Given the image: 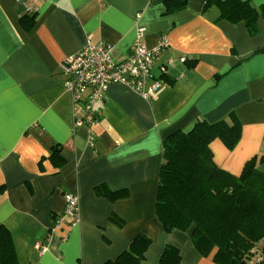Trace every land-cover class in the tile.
I'll use <instances>...</instances> for the list:
<instances>
[{"label": "crops", "instance_id": "obj_1", "mask_svg": "<svg viewBox=\"0 0 264 264\" xmlns=\"http://www.w3.org/2000/svg\"><path fill=\"white\" fill-rule=\"evenodd\" d=\"M207 1L169 10L166 0H0V225L19 264H111L138 234L151 239L146 264H159L167 244L180 249V264H218L196 249L189 230L168 232L156 210L163 141L172 132L233 112L241 136L233 149L212 142L217 164L240 174L247 160L264 156V17L252 33ZM25 14L35 15L30 27ZM139 27L151 48L168 36L153 71L162 87L145 98L112 83L96 120L78 124L83 112L61 63L101 41L122 60ZM102 185L127 193L110 199ZM67 193L79 198L77 224L58 221Z\"/></svg>", "mask_w": 264, "mask_h": 264}, {"label": "trees", "instance_id": "obj_2", "mask_svg": "<svg viewBox=\"0 0 264 264\" xmlns=\"http://www.w3.org/2000/svg\"><path fill=\"white\" fill-rule=\"evenodd\" d=\"M188 0H166L169 10L184 8ZM217 3L220 18L245 21L252 33L259 29L264 5L250 0H208ZM35 15L25 14L22 22L30 27ZM242 124L235 113L229 119L210 122L200 118L188 131L177 130L163 141L156 210L168 232L189 230L196 249L213 254L218 264H264V156L246 161L240 174L219 166L211 147L215 139L233 149L241 136ZM57 145L52 159L64 163ZM3 187H0V191ZM97 189L110 199L127 190ZM151 239L138 234L130 246L111 264H146ZM180 249L167 244L159 264H180ZM0 264H19L10 230L0 225Z\"/></svg>", "mask_w": 264, "mask_h": 264}, {"label": "built area", "instance_id": "obj_3", "mask_svg": "<svg viewBox=\"0 0 264 264\" xmlns=\"http://www.w3.org/2000/svg\"><path fill=\"white\" fill-rule=\"evenodd\" d=\"M144 33L145 28L139 27L138 39L132 45L131 53L122 60L113 57L110 43L101 41L88 42L61 63L62 73L66 76L65 86L83 112L82 118L77 120L78 124H92L96 120L98 103L112 83L127 85L145 98H151L160 90L162 83L155 78L153 71L158 56L168 48L169 39L162 34L158 45L151 48L141 40ZM94 138L91 134L92 145ZM65 199V211L58 221L69 220L77 224L80 221L79 198L67 193Z\"/></svg>", "mask_w": 264, "mask_h": 264}]
</instances>
